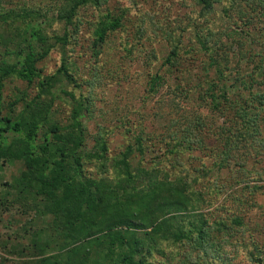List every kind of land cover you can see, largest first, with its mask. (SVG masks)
Instances as JSON below:
<instances>
[{
	"label": "trees",
	"instance_id": "obj_1",
	"mask_svg": "<svg viewBox=\"0 0 264 264\" xmlns=\"http://www.w3.org/2000/svg\"><path fill=\"white\" fill-rule=\"evenodd\" d=\"M222 1L196 3L201 7L200 15L208 17ZM229 1L235 4V0ZM247 1L255 8L249 22L256 18L264 21V0ZM110 3L112 0H51L46 10L25 6L18 11L0 12V24L9 34L8 38L0 35L4 49L0 59V181L7 164L22 166L9 184L0 183L10 188L0 200V208L22 207L23 214L32 216L21 227L25 236H32L31 243L11 246L9 251L14 257L8 256L5 261L16 264L20 257L21 264H157L155 256L166 257L171 246L189 248L201 262L217 264L224 254L222 242H229L238 228L245 226L242 216L208 217L203 211L204 204L208 205L204 193L194 189L200 183L198 177L191 182L186 176L162 168L161 161L147 166L145 157L150 150L143 132L131 133L130 142L118 158L110 156L109 130L98 134L95 145L88 149L85 120L94 111V101L76 93L82 84L74 74L72 59L80 45L79 35L87 41V53L101 57L120 33L131 28V16L138 15L119 1L112 6ZM87 8L94 9L95 17L82 15ZM48 12L54 13L52 18H47ZM43 19L60 24L63 33H49ZM144 22L141 17L132 40L121 47L134 58L145 56L148 49L151 65L157 55L154 48H148L147 41L152 45L159 31L161 35L171 34L153 20L148 36ZM204 31L208 34L196 33L198 49L187 48L181 39L171 36L164 64L182 74L191 71L185 67L187 57L214 50L209 44L215 34L208 28ZM260 45L262 52L255 55L264 83V39ZM58 47L62 50L60 64L46 75L42 63ZM211 61L217 66L218 80H212L207 64L200 66L205 71L201 80H206L201 99L214 115L229 119L231 126L222 131L230 145L228 153L248 143H257L256 148L263 149L264 91L256 90L253 82L229 85L221 61L210 57ZM66 81L72 90L61 92L59 88ZM15 82L25 83L27 88H18L7 101L5 90ZM164 83L159 73L149 74V94L159 93ZM180 90L188 97L192 94L183 84ZM59 101L70 109L67 121L54 118ZM207 122L196 120L195 126L188 125L183 137L168 145L167 152L176 155L196 150L204 143L200 133ZM207 128L211 129L212 123ZM221 160L220 168L226 166L225 159ZM88 165H95L101 177L87 175ZM257 188H250L251 193ZM36 224L39 229L32 231Z\"/></svg>",
	"mask_w": 264,
	"mask_h": 264
},
{
	"label": "rangeland",
	"instance_id": "obj_2",
	"mask_svg": "<svg viewBox=\"0 0 264 264\" xmlns=\"http://www.w3.org/2000/svg\"><path fill=\"white\" fill-rule=\"evenodd\" d=\"M117 1L122 6H129L137 11L138 15L131 16L128 21L131 28L124 34L120 33L109 44L108 52L98 58L87 53V41L83 35H79L82 40L76 46L72 59L75 64L74 74L82 84V88L76 90L77 95L94 101V111L85 120L88 149L95 145L98 134L109 130L110 156L118 158L130 142L131 133L143 132L150 150L145 157L147 166L151 167L150 163L152 166L159 165L161 161L162 168L171 169L176 175L186 176L191 182H196L195 178L198 177L200 183L194 184V189L204 193L208 205L204 204L203 211L208 217L244 218L245 226L238 228L229 242H222L224 254L222 261L217 264H264V148L258 146V150L257 143H248L229 154L230 145L226 134L222 133L231 126L229 119L214 115L201 99V88H206V80H201L205 76V71L201 68L203 64H207L212 80H218L217 66H213L210 57L221 61L225 80L229 85L240 84L241 81L253 82L256 90L264 91L263 78L258 71L260 62L255 55L256 52H262L260 42L264 39V21L256 18L252 23L249 22L254 15V6L247 0H235L234 5L229 0H223L215 5L214 12L208 17L200 15L201 7L196 0H112L110 6ZM50 4L51 0H0V12L18 11L25 6L46 10ZM93 11V8H87L82 11V15L94 16ZM53 15V12H48L47 18H52ZM141 17L144 18V29L148 36L154 20L167 28L171 36L181 39L182 45L187 48H200L196 33H207L204 30L208 28L215 34L209 44L214 50L211 54L203 50L187 57L185 67L191 71H183L184 74L172 71L164 64L170 53L171 36L161 35L163 33L159 31L157 36H153L152 45L150 40L146 43L149 49L154 48L157 55V60L152 61L151 65L148 49L145 56H128L121 45L126 40H132L136 33L135 26ZM42 21L49 33H63L60 24L46 19ZM86 33L87 30L83 31L84 35ZM0 35L4 38L9 36L8 29L1 24ZM244 42L245 47L242 48ZM3 50L0 44V59ZM61 51L58 47L42 63L41 67L45 69L46 75L58 68ZM156 73L164 77L165 83L159 93L149 94L147 78L149 74ZM180 84L188 86V91H192L190 97L180 90ZM61 86V92L70 91L73 87L67 81ZM18 88L24 90L27 86L21 82L9 84L5 90V99L8 101L9 96L16 93ZM60 96L66 99L63 93ZM55 109V120L67 121L70 109L66 103L57 102ZM196 120L212 123L211 129L207 128L208 122L205 129L201 127L203 131L200 134L205 139L204 143L194 151L170 155L167 152L168 145L172 146L180 140L184 135L183 130L188 125L195 126ZM194 132L197 133L196 130ZM150 146L153 147L150 149ZM223 152L229 155H224ZM221 159H225L226 163L222 168L218 167L223 162ZM21 168L20 164H7L0 183L9 184L19 175ZM87 175L101 177L95 165L87 166ZM249 187L259 188L253 194ZM9 191V186L0 185V200ZM9 198L12 199V195ZM21 208H0V256L3 259L0 264H13L5 261L6 257L13 256L9 251L11 246L31 243L32 236H25L21 227L32 216L23 214ZM36 228L39 229L37 224L32 231ZM5 244L9 246L5 247ZM191 251L186 247L170 246L166 257L156 255L155 262L208 264L201 262L197 253ZM16 260V264H21L20 257Z\"/></svg>",
	"mask_w": 264,
	"mask_h": 264
},
{
	"label": "built area",
	"instance_id": "obj_3",
	"mask_svg": "<svg viewBox=\"0 0 264 264\" xmlns=\"http://www.w3.org/2000/svg\"><path fill=\"white\" fill-rule=\"evenodd\" d=\"M2 260V257L0 256V261Z\"/></svg>",
	"mask_w": 264,
	"mask_h": 264
}]
</instances>
